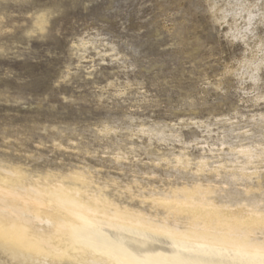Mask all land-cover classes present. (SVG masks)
<instances>
[{"label":"rangeland","instance_id":"obj_1","mask_svg":"<svg viewBox=\"0 0 264 264\" xmlns=\"http://www.w3.org/2000/svg\"><path fill=\"white\" fill-rule=\"evenodd\" d=\"M261 5L0 0V176L158 219L199 183L264 199Z\"/></svg>","mask_w":264,"mask_h":264},{"label":"bare ground","instance_id":"obj_2","mask_svg":"<svg viewBox=\"0 0 264 264\" xmlns=\"http://www.w3.org/2000/svg\"><path fill=\"white\" fill-rule=\"evenodd\" d=\"M238 149L248 162L258 156ZM71 186H24L17 171L0 176V261L5 249L26 254V264H258L264 252L262 198L180 186L154 200L166 210L158 219L98 192L84 200Z\"/></svg>","mask_w":264,"mask_h":264},{"label":"snow or ice","instance_id":"obj_3","mask_svg":"<svg viewBox=\"0 0 264 264\" xmlns=\"http://www.w3.org/2000/svg\"><path fill=\"white\" fill-rule=\"evenodd\" d=\"M261 6L264 7V5ZM4 256L5 259L0 261V264H26L30 259L26 254L10 252L7 249H5ZM258 264H264V252L261 253Z\"/></svg>","mask_w":264,"mask_h":264}]
</instances>
